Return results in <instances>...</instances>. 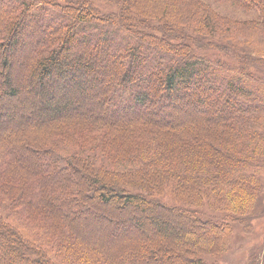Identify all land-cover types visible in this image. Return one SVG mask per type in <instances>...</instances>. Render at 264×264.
I'll return each mask as SVG.
<instances>
[{
  "label": "trees",
  "instance_id": "1",
  "mask_svg": "<svg viewBox=\"0 0 264 264\" xmlns=\"http://www.w3.org/2000/svg\"><path fill=\"white\" fill-rule=\"evenodd\" d=\"M215 2L249 20L202 0H0V264H216L255 235L264 0ZM105 218L109 239L77 232Z\"/></svg>",
  "mask_w": 264,
  "mask_h": 264
},
{
  "label": "rangeland",
  "instance_id": "2",
  "mask_svg": "<svg viewBox=\"0 0 264 264\" xmlns=\"http://www.w3.org/2000/svg\"><path fill=\"white\" fill-rule=\"evenodd\" d=\"M204 2H206L207 4H210V5H213L214 7L218 8V10L224 14V15H228V16H235L236 18H238L239 20L241 21H248L249 18L248 16H245L243 15L242 13H234L233 11H231L230 9H226V8H223V7H219L215 0H202ZM30 35L29 37H25L24 38V42H25V45H26V49L25 50H20V49H17L19 50V52H17V56L16 58L14 57L13 60L15 59V64H16V73L12 76L13 79L16 81V83H18L19 87L20 88H26V86H21V78H22V75L24 74L25 72V69H23V65H27L28 63H30L29 61V57H30V54L28 56V53L30 50H32V47L30 46V42H31V39H33V35L31 36L32 34V31H31V27H30ZM29 44V45H28ZM28 46V47H27ZM18 65V66H17ZM24 94L22 93L21 97L23 96ZM24 112H28V111H25V110H22V109H18L16 111V115L18 114H22L24 115ZM174 112H171L170 110H167V114H173ZM175 115V114H173ZM160 119H164L165 117H159ZM50 132H46L45 129L44 130H41L39 132V134H45V135H49ZM177 137H179L180 140H184V141H189V138L188 137H180V135H177ZM194 149V148H192ZM5 202L7 203V201L5 199H1L0 202ZM107 219V220H105ZM104 220L102 219H95V220H90L87 224V227L86 228H83V226H78L77 225V232L79 234H81V238H84V239H87V238H93V239H96L98 240L99 238L101 240H105L106 238H110V229L112 228V221H109L110 219L108 218H105ZM18 225V224H17ZM20 227V229L22 231L23 228L18 225ZM86 226V224H85ZM82 228V229H81ZM74 229V227H73ZM75 230V229H74ZM76 232V231H75ZM255 235L254 236H242V234H239L237 237H236V241L234 243V250L233 252L222 258L221 260L219 261H214V260H211V262H214L216 264H246V261L248 260H245V259H249L251 253L255 254L257 253L256 250L258 249H262V247L264 248V221H259V223L257 224V227L255 229ZM129 239H121L119 240V242H117V244H114L113 246H116V245H119L121 243L126 242L128 241ZM112 241V240H110ZM109 241V243H110ZM122 241V242H121ZM243 241H246V243L248 244V246H244V247H241V243ZM98 242V241H96ZM121 242V243H120ZM130 242V240L128 241ZM112 246V247H113ZM121 248V246H117V248Z\"/></svg>",
  "mask_w": 264,
  "mask_h": 264
}]
</instances>
